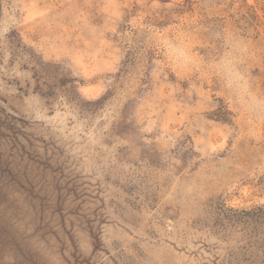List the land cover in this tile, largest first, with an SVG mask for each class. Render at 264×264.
<instances>
[{"label": "rangeland", "instance_id": "rangeland-1", "mask_svg": "<svg viewBox=\"0 0 264 264\" xmlns=\"http://www.w3.org/2000/svg\"><path fill=\"white\" fill-rule=\"evenodd\" d=\"M0 264H264V0H0Z\"/></svg>", "mask_w": 264, "mask_h": 264}]
</instances>
